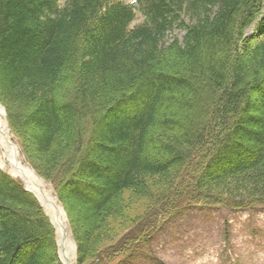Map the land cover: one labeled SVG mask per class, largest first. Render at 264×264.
Returning <instances> with one entry per match:
<instances>
[{"label":"trees","instance_id":"16d2710c","mask_svg":"<svg viewBox=\"0 0 264 264\" xmlns=\"http://www.w3.org/2000/svg\"><path fill=\"white\" fill-rule=\"evenodd\" d=\"M263 2L142 0L145 22L130 29L132 7L119 0H0L9 128L32 138L47 172L29 166L80 210L90 234L125 192L162 182L167 199L186 174L192 187L156 222L226 205L222 197L233 209L264 207V18L255 28L262 40L244 37ZM175 26L184 36L169 42ZM86 122L88 135L77 130ZM90 234L79 238L78 264ZM57 251L37 200L0 170V264H61Z\"/></svg>","mask_w":264,"mask_h":264},{"label":"rangeland","instance_id":"374dc122","mask_svg":"<svg viewBox=\"0 0 264 264\" xmlns=\"http://www.w3.org/2000/svg\"><path fill=\"white\" fill-rule=\"evenodd\" d=\"M64 1L60 0V3ZM124 2L131 3L134 0H124ZM261 7V16L244 32V37L248 39L250 46L262 40L261 36L256 35L255 30L256 23L264 18V3ZM141 20L142 18L137 15L133 25L139 24ZM183 36L184 31L175 26L168 33L167 41L170 42L174 38L181 40ZM0 106L7 114L5 106L2 103ZM17 125L16 136L10 128L9 132L22 164L31 167L33 164L38 170L46 173L44 166L46 157L31 149L29 144H32V138L23 132L20 133ZM90 128L91 124L86 122L84 125H78L77 130L88 135ZM194 165L198 166L195 163L190 164L191 167ZM3 171L7 170L3 169ZM43 182L65 214L69 241L74 247L73 264H78L81 245L79 238L86 236L87 233L90 234L89 221L77 207L59 201L58 193L55 191L56 185L45 180ZM178 182L177 189L176 187L175 190L173 189L175 194L167 199L164 197L169 188L162 182L150 184L144 195L136 196L131 192H125L118 204L116 215L89 235L87 250L82 255L83 264H105V262L108 264H264V208L262 207L233 209L232 205L227 204L225 197H222L226 205L216 204L210 207L198 205L185 212L175 211L172 215L156 222L157 215L171 203L181 202L179 199L182 197L179 194L185 188L188 189L191 183L187 174L182 175ZM228 190L242 194L234 184ZM137 232L140 233L136 234ZM134 235L141 244H135L128 255L120 256V249ZM142 236H144L143 240L139 238ZM56 241L59 242L57 235Z\"/></svg>","mask_w":264,"mask_h":264},{"label":"bare ground","instance_id":"6f19581e","mask_svg":"<svg viewBox=\"0 0 264 264\" xmlns=\"http://www.w3.org/2000/svg\"><path fill=\"white\" fill-rule=\"evenodd\" d=\"M0 167L20 179L44 205L60 242V258L64 264H73L74 247L69 241L65 214L56 200L47 191L43 180L29 167L22 164L16 146L10 139L9 127L3 108L0 106Z\"/></svg>","mask_w":264,"mask_h":264}]
</instances>
